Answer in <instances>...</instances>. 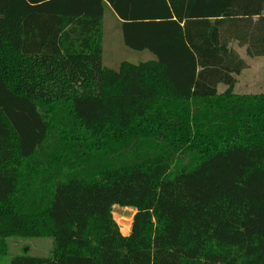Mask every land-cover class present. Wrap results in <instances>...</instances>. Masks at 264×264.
Masks as SVG:
<instances>
[{
    "label": "trees",
    "instance_id": "1",
    "mask_svg": "<svg viewBox=\"0 0 264 264\" xmlns=\"http://www.w3.org/2000/svg\"><path fill=\"white\" fill-rule=\"evenodd\" d=\"M106 9L151 59L103 65ZM234 43L264 57V0H0V249L52 240L7 264H264V94L233 93Z\"/></svg>",
    "mask_w": 264,
    "mask_h": 264
},
{
    "label": "rangeland",
    "instance_id": "2",
    "mask_svg": "<svg viewBox=\"0 0 264 264\" xmlns=\"http://www.w3.org/2000/svg\"><path fill=\"white\" fill-rule=\"evenodd\" d=\"M232 47L246 64V68L236 77L233 93L237 95L264 94V57L250 58L245 54V48L239 47L236 43L232 44ZM151 58L152 56L147 52H133L123 45L119 25L110 10L106 9L102 35L103 65L108 69L116 70L123 61L138 63ZM224 90L223 86L218 89L219 93ZM110 212L121 234H128L136 211L114 206ZM2 243L0 250L3 254H0V264H7L13 257L22 254H28L31 257H48L52 249V240L49 238L10 237Z\"/></svg>",
    "mask_w": 264,
    "mask_h": 264
},
{
    "label": "built area",
    "instance_id": "3",
    "mask_svg": "<svg viewBox=\"0 0 264 264\" xmlns=\"http://www.w3.org/2000/svg\"><path fill=\"white\" fill-rule=\"evenodd\" d=\"M121 233V232H120ZM123 235V234H122Z\"/></svg>",
    "mask_w": 264,
    "mask_h": 264
},
{
    "label": "water",
    "instance_id": "4",
    "mask_svg": "<svg viewBox=\"0 0 264 264\" xmlns=\"http://www.w3.org/2000/svg\"><path fill=\"white\" fill-rule=\"evenodd\" d=\"M25 252H26V250H25Z\"/></svg>",
    "mask_w": 264,
    "mask_h": 264
}]
</instances>
